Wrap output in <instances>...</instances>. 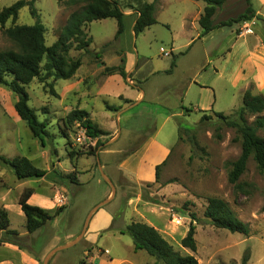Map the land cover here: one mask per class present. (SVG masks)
Listing matches in <instances>:
<instances>
[{"label": "rangeland", "instance_id": "374dc122", "mask_svg": "<svg viewBox=\"0 0 264 264\" xmlns=\"http://www.w3.org/2000/svg\"><path fill=\"white\" fill-rule=\"evenodd\" d=\"M17 1L0 0V10ZM115 1L125 14L118 40L115 19L95 21L86 26L92 38L88 50H71L73 58L82 60L72 79L45 81L41 76L25 86L29 106L39 121H48L51 137L44 139L45 145L17 115V95L0 85V157H26L47 173L19 180L0 159V208L8 211L11 231L0 230V262L20 264L15 248L38 264H156L146 252L135 251L128 234L120 233L141 222L155 227L181 255H194L199 264H243L246 254L247 264H264V175L251 157L240 180L229 181L242 140L216 115L235 117L249 89L264 96V21L256 17L198 39V5L205 4L160 0L157 23L135 36L137 12L154 0ZM254 4L260 9V0ZM83 5L80 0L36 1L47 46ZM245 5L246 0H234L215 20L237 17ZM16 23L35 24L28 7ZM10 26L8 22L6 28ZM13 47L0 26V51ZM122 58L131 71L127 81L102 65L120 66ZM76 109L88 112L106 134L92 139L78 122L70 123L68 116ZM255 118L250 116L249 123ZM28 190L37 196L31 205L52 213L65 207L33 234L19 205ZM41 197L43 206L35 204ZM211 197L227 202L248 224V237L212 225L205 216ZM101 209L111 213L112 223L105 228L100 222L92 231L91 222ZM192 223L196 252L181 246Z\"/></svg>", "mask_w": 264, "mask_h": 264}, {"label": "trees", "instance_id": "16d2710c", "mask_svg": "<svg viewBox=\"0 0 264 264\" xmlns=\"http://www.w3.org/2000/svg\"><path fill=\"white\" fill-rule=\"evenodd\" d=\"M37 0H19L9 7L0 10V26L4 35L13 43L14 47L0 51V85L9 88L18 97L15 104V111L20 119L28 125L33 135L38 138L43 145L44 139L50 138L48 121H39L36 112L29 106V95L25 89L35 78L54 81L70 80L82 66L81 58H73L71 50L87 51L92 44V38L86 32V26L106 19H115L118 30L115 40H118L125 30V14L119 3L115 0H80L84 5L75 10L68 17L66 25L63 27L58 39L51 46L46 44V27L41 21V15L36 8ZM62 2L63 0H56ZM160 0L146 4L139 10L134 24V34L138 36L146 28L157 23L155 13L156 5ZM205 3V8L200 16L199 25L201 32L198 39H202L211 32L222 28H231L236 24L249 23L252 19L264 21V18L256 16L252 0H246L247 8L237 17L215 23L217 11L223 8L230 0H196ZM77 3L78 0H73ZM28 7L30 14L35 19V24L20 25L16 22L19 19L23 8ZM11 22V26L6 28V24ZM99 58V54L96 55ZM122 65L106 67L105 71L111 75H119L127 81L126 58L121 59ZM175 62L172 63V68ZM264 96L254 94L250 89L244 93L242 106L236 112L235 117H229L223 113L216 115L228 126L235 128L242 140V153L239 159L233 163V168L229 173V181L236 184L246 171L248 160L253 157L260 172L264 175ZM255 116L253 123H249L248 118ZM206 117H202L204 121ZM68 121L78 122L85 130L86 136L97 139L106 132L97 127L90 119L88 112L76 109L68 116ZM0 159L7 164L19 180L29 178H43L46 171L36 167L30 159L26 157L7 158L1 156ZM162 165L156 167V180H159ZM33 191H26L20 198L19 205L26 218V229L33 234L44 227L53 218L59 216L65 207L61 206L54 213L50 210L29 204ZM264 212V206L262 208ZM206 218L210 219L212 225L228 230L231 233H239L248 237L250 227L240 220L229 204L222 199L211 197L207 199L205 210ZM194 217V215H193ZM195 219V218H194ZM10 220L8 211L0 208V230L9 231ZM14 234L17 232L12 231ZM122 235L128 234L134 244L135 251H144L156 260V264H199L194 255H181L175 251L174 247L161 235L153 226L146 223L133 222L120 231ZM196 227L193 223L186 236L181 241L183 248L192 252L197 251V241L195 239ZM250 255L246 254L243 264H247Z\"/></svg>", "mask_w": 264, "mask_h": 264}, {"label": "crops", "instance_id": "0c3cea01", "mask_svg": "<svg viewBox=\"0 0 264 264\" xmlns=\"http://www.w3.org/2000/svg\"><path fill=\"white\" fill-rule=\"evenodd\" d=\"M234 0H230L223 8H221V9H219L218 11H217V13H216V15H215V17L217 16V14H218V12H220L222 9H224V8H226V7H228V5L230 4V3H232ZM205 4V3H204ZM252 4H253V8L255 7V4H254V0H252ZM199 6V8H200V10H199V12H198V15H199V19H200V16L202 15V13H203V11H204V8H205V6L204 7H201L200 5H198ZM244 8L246 9L247 8V3H246V5L244 6ZM264 8V0H260V9H255L254 8V10H255V12H256V16H260V17H262V18H264V15H263V11H262V9ZM137 16L138 15H136V17H135V21H136V18H137ZM214 17V18H215ZM224 21V20H223ZM215 23H218L216 20H215ZM135 24V23H134ZM214 31H216V30H214ZM211 33H213V32H211ZM211 33L209 34V35H207V36H210L211 35ZM199 35V34H198ZM207 36H205L203 39H205ZM126 58H128V57H126ZM127 67V66H126ZM126 71H127V73L128 74H130V70H127V68H126ZM167 152V149H165L164 150V153L163 154H165ZM35 197H37V196H34V197H32V198H30V200H29V204H31L32 202H33V199H35ZM42 199L41 200H39L40 202H36L35 204H37V205H41V206H43V205H45L44 203H45V200L43 199V197H41ZM112 220H113V217H112V215H111V213L110 212H108V211H106V210H104V209H101V210H99V212L97 213V216L93 219V221L91 222V227H92V231L93 230H95V229H98L97 228V226H99V224H100V222H104V224H105V228H109V226L111 225V223H112ZM94 228V229H93ZM104 228V229H105ZM100 230H97V232L96 233H98ZM13 251H14V253H15V255H16V257H17V259H18V261H20L22 264H38L37 263V261H36V258L33 256V257H31L29 254H27V253H25L24 251H22V250H20V249H15V248H13ZM13 264L12 262H9V261H1L0 262V264ZM20 263V264H21ZM132 263V262H131ZM130 263V264H131Z\"/></svg>", "mask_w": 264, "mask_h": 264}, {"label": "water", "instance_id": "95a60500", "mask_svg": "<svg viewBox=\"0 0 264 264\" xmlns=\"http://www.w3.org/2000/svg\"><path fill=\"white\" fill-rule=\"evenodd\" d=\"M97 208H98V207H96V209H97ZM96 209H95V210H96ZM88 224H89V223H88V221H87V224H86V227H85V229H84V231H83V234H84V232L86 231ZM83 234H82L81 236H83ZM47 263H48V262L46 261L44 264H47Z\"/></svg>", "mask_w": 264, "mask_h": 264}]
</instances>
